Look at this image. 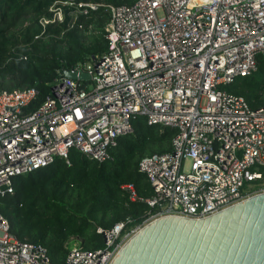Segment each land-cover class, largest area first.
Wrapping results in <instances>:
<instances>
[{"label": "built area", "instance_id": "built-area-1", "mask_svg": "<svg viewBox=\"0 0 264 264\" xmlns=\"http://www.w3.org/2000/svg\"><path fill=\"white\" fill-rule=\"evenodd\" d=\"M75 12L103 6L107 49L64 74L44 98L35 86L0 92V194L13 177L78 149L99 161L131 132L132 116L174 128L171 150L144 155L137 168L152 191L130 200L150 206L140 224L97 226L104 246L85 249L78 236L65 241L64 264H109L141 225L165 214L202 217L264 191V104L252 107L224 85L253 72L264 59V0H79ZM161 14H160V13ZM61 9L51 18L61 20ZM0 264H52L42 245L9 230L0 212Z\"/></svg>", "mask_w": 264, "mask_h": 264}, {"label": "trees", "instance_id": "trees-1", "mask_svg": "<svg viewBox=\"0 0 264 264\" xmlns=\"http://www.w3.org/2000/svg\"><path fill=\"white\" fill-rule=\"evenodd\" d=\"M77 1L0 0V92L32 85L40 100L64 69L105 52L108 11L100 6L87 14L75 12ZM59 8L61 20L40 22ZM224 87L244 96L252 107L264 104V59H258L253 72ZM132 126L111 146L112 159L99 161L72 148L68 162L56 156L14 176L13 191L0 194V212L8 219L10 232L44 246L52 264H64L70 236H78L85 249H99L104 244L97 226L107 229L124 221V231L140 224L150 206L145 200H130L122 185L133 183L141 197L151 193L138 161L171 150L175 130L148 124L138 114L132 116Z\"/></svg>", "mask_w": 264, "mask_h": 264}, {"label": "water", "instance_id": "water-1", "mask_svg": "<svg viewBox=\"0 0 264 264\" xmlns=\"http://www.w3.org/2000/svg\"><path fill=\"white\" fill-rule=\"evenodd\" d=\"M64 74L90 78L81 69ZM109 264H264V191L202 217L158 216L137 228Z\"/></svg>", "mask_w": 264, "mask_h": 264}, {"label": "rangeland", "instance_id": "rangeland-1", "mask_svg": "<svg viewBox=\"0 0 264 264\" xmlns=\"http://www.w3.org/2000/svg\"><path fill=\"white\" fill-rule=\"evenodd\" d=\"M160 13V12H159ZM161 14V13H160Z\"/></svg>", "mask_w": 264, "mask_h": 264}]
</instances>
